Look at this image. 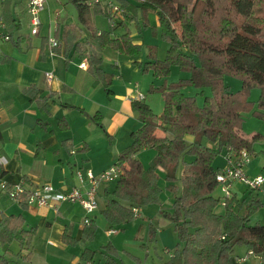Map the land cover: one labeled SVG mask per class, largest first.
Here are the masks:
<instances>
[{"label":"trees","instance_id":"trees-1","mask_svg":"<svg viewBox=\"0 0 264 264\" xmlns=\"http://www.w3.org/2000/svg\"><path fill=\"white\" fill-rule=\"evenodd\" d=\"M69 1L76 7L77 25L64 28V51L74 46L77 56L86 59L87 70L109 93L112 75L100 68L102 58L97 49L108 47L138 56L142 45L136 44L128 32L119 37H113L112 30L97 34L92 18L97 14L109 16L105 4ZM116 1L124 10L123 20L133 22L139 31L149 27L148 14H155L160 39L168 45L164 59L157 57L154 46L149 47L145 62L137 63L141 72L161 78L169 76L171 67H176L188 76L175 82L165 81L158 87L150 86L149 93L159 92L164 98L159 116L144 101H133L141 126L114 164L122 170L120 177L111 183L112 187L105 185L106 203L100 213L109 226L108 231L139 218L140 208L160 205L163 181L172 200L168 209L160 213L171 223L177 243L162 264H233L238 246L246 248L245 257H258L257 264H264V224L250 222L262 207L254 195L256 191L245 187L243 194L248 192L250 196L247 201L245 196L239 198L233 191L224 205L221 197L214 195L220 168L215 160L229 150H246L250 154L253 143L260 138L258 134L251 137L243 134L242 113L256 107L253 114L264 119V0H132L137 5ZM127 9H131V17L127 16ZM117 26H121V20L110 28ZM78 31L87 36L84 45L78 42ZM226 75L241 79L239 91L231 92L225 85ZM187 87L200 90L197 94L204 96L202 104L198 103L197 94H185ZM253 88L260 90L256 104L249 100ZM204 89L210 94L206 95ZM24 92L49 113L51 97H37L40 90L36 86H29ZM92 120L103 128L98 116ZM187 136L193 138L191 142H187ZM145 148L155 151L147 167L136 158ZM219 205L222 212L217 210ZM20 207L27 208L24 204ZM134 209L138 210L137 216ZM85 219L88 222H83L79 240L65 227L64 244L74 246L79 241L94 239L95 220L90 215ZM24 224L20 214L0 217V245L6 247L5 251L17 245L14 256H20L36 233L35 227L25 229ZM150 234L153 235L152 230ZM95 255L85 248L80 260L95 264ZM100 256L99 264H123L111 243L102 246ZM10 263L17 264L1 253L0 264Z\"/></svg>","mask_w":264,"mask_h":264},{"label":"crops","instance_id":"crops-1","mask_svg":"<svg viewBox=\"0 0 264 264\" xmlns=\"http://www.w3.org/2000/svg\"><path fill=\"white\" fill-rule=\"evenodd\" d=\"M126 1L130 5H137L132 0ZM113 2L118 4L116 0ZM0 16L4 18L12 38L11 42L1 45L0 52V60H4L0 61V183L11 185L26 180L34 186L50 184L58 190H69L79 185L75 175L77 170L83 173L91 170L94 174H99L114 165L119 153L131 144L132 134L141 126L132 107L135 100L130 98H135L139 92L144 97L141 101L146 103L148 96L138 89L141 83L136 79L141 74L145 75L149 90L150 86H160L156 82H160L159 78H154L151 72H141L137 63L145 61L139 55L128 56L108 47L97 49L102 58L100 68L112 75L107 93L95 75L87 70L86 59L78 57L74 52V46L70 51H64V28L77 25L76 7L69 0L46 1L45 9L40 15L38 35L30 34L25 1L0 2ZM127 16L131 17V9H127ZM147 20L149 27L139 31L127 18L122 19L121 26L114 29L110 28L107 18L104 22L95 16L92 18L97 34L112 30V36L119 37L128 32L133 41L142 46L144 40L141 35L149 37L154 34L157 38L159 33L157 16L149 13ZM78 36V42L84 45L86 34L78 31ZM49 38L58 42L54 52L48 44ZM149 46L145 49L146 53ZM49 73L52 74L50 82L46 80ZM29 86L39 88L37 97H51L48 100L51 103L49 113L39 108L37 102L24 92ZM160 100L162 103L163 96ZM95 115L99 117L103 128L92 120ZM192 139L190 136L186 137L187 142ZM143 151L148 159L155 154L151 148ZM223 163L224 161L215 162V165L222 167ZM240 186L242 187L240 184L233 186L235 194ZM104 189L105 185L98 191V202L105 198ZM78 210L81 214H78ZM139 213V218L145 219L141 216V208ZM3 214H20L25 220L24 228L35 227L36 230L31 244L21 251L20 256L4 251L3 255L11 254L13 257L8 256L9 259L17 264L25 261L22 259L24 252L28 255L26 260H31L33 253L44 254L48 259L52 248L67 251L69 245L62 242L65 227L72 237L79 240L86 217L78 204L63 203L57 213L48 208L23 209L0 191V217ZM76 230L78 235L74 233ZM14 246L17 245H11L9 249L12 250ZM246 252L235 250L234 256L243 258ZM80 255L73 259V263L68 264H79ZM238 259L233 258V264H246L248 259L253 260L252 264L259 261L255 256H248L245 261ZM54 261L57 263L58 259ZM97 261L99 260L94 257L95 264L100 263Z\"/></svg>","mask_w":264,"mask_h":264},{"label":"rangeland","instance_id":"rangeland-1","mask_svg":"<svg viewBox=\"0 0 264 264\" xmlns=\"http://www.w3.org/2000/svg\"><path fill=\"white\" fill-rule=\"evenodd\" d=\"M94 17V16H93ZM101 22L106 21V18L103 15L97 14L95 15ZM108 21V20H107ZM133 25H135L132 22ZM159 30V29H158ZM142 40H144V46H142L141 54L139 58L145 61L144 53H146V47H155L157 52V57L159 59H164L166 54V47L168 45L160 39V34L158 33V37L156 38L153 35H141ZM154 44V45H153ZM156 45V46H155ZM144 74V73H143ZM139 79H136L137 82H140L139 90L144 93L147 98V104L149 105L150 109L153 113L159 114L160 111L163 109V102L161 103L160 97L162 96L159 92L148 93L147 90V81L145 80V75H140ZM143 76V77H142ZM188 75L179 71L176 67H171L170 74L167 77L159 78L157 83L163 84L165 81L166 83L175 82L180 78H186ZM224 83L227 85L231 92H237L241 89L242 83L241 79L226 75L224 77ZM204 93L209 95L210 92L208 89H204ZM200 90H196L193 87H187L184 89L186 95L194 96ZM203 95L197 94L196 98L199 104H202ZM260 97V90L257 88H253L249 93V100L253 101L255 104L259 100ZM254 110H257L256 107ZM254 110L243 112V123H242V132L246 136L251 137L253 134H258L260 138L256 139L253 143V152L250 153V161L245 169L246 174L249 178H255L258 175H262L264 177V119L253 114ZM144 151H140L137 154V159L141 161L144 167H147L151 162V156L148 159V156H144ZM216 163H221L222 155L219 156L216 160ZM161 186L163 188L162 191V201L160 205H148L141 208L142 215L144 216L140 218H134L133 221L126 223L115 229L114 232H108V224L104 217L100 213V209L104 208L106 203V199L103 198L99 200L98 206L99 210L96 211L94 215L91 217H95L96 221V232L95 238L89 242H80L78 245L74 246H67V251L59 250L58 248H52L49 250V258L44 254H36L33 253L31 260L27 259V254L24 252L22 253V259L25 260L23 262H18L19 264H68L73 261L75 257L79 258L81 251L84 248H88L93 250L96 253V259L100 256L102 246L106 245L107 243H111L117 250L119 254L118 261L123 264H159L161 261L167 259L170 255L169 253L173 252L176 243L177 237L173 232L171 223L159 213L162 209H167L169 207V203L172 200V195L166 189H164V183L161 181ZM241 187V186H240ZM246 190L245 187H241L238 190V197L241 198L245 196V201L249 199L248 192H243ZM1 191V190H0ZM214 195L221 196L220 190L218 188L215 189ZM256 196L262 203V207L258 209L251 217L250 222L251 224L259 223L264 224V183L260 187L258 191L255 192ZM9 199V198H8ZM10 200V199H9ZM11 201V200H10ZM161 206V207H160ZM162 208V209H161ZM218 211L222 212L223 207L220 205L217 208ZM81 214L78 210V214ZM152 226H150V223ZM152 228V229H151ZM150 230L153 231V235L150 234ZM75 235H78V231L76 230ZM6 247L1 248V253L4 254ZM13 250V251H12ZM6 249L7 252H13L15 254L18 251V247L14 246L13 249ZM237 252L245 253L247 250L244 246H238L235 248ZM5 253V254H6ZM21 255V253H20ZM75 255V256H74ZM78 255V256H77ZM8 256H12L8 253ZM13 257V256H12ZM10 258V257H8ZM55 259H58L57 263H55ZM235 259V256H234ZM54 261V262H53ZM80 262V261H79ZM253 260L248 259L246 264H252ZM73 263V262H72ZM81 263V262H80ZM13 264V263H10Z\"/></svg>","mask_w":264,"mask_h":264},{"label":"built area","instance_id":"built-area-1","mask_svg":"<svg viewBox=\"0 0 264 264\" xmlns=\"http://www.w3.org/2000/svg\"><path fill=\"white\" fill-rule=\"evenodd\" d=\"M9 0H0L6 2ZM25 1L26 11L29 15V29L31 35H38L39 26L41 24L40 15L45 9L47 0H15ZM104 3L107 6V17L109 26H113L117 21L123 19L124 10L113 0H89L90 4ZM11 35L4 18L0 16V52L1 45L11 42ZM48 44L51 48L58 47V42L54 38L48 39ZM84 65V63H83ZM52 74L46 75V80L50 82ZM143 95L137 92L135 98L131 100L141 101ZM223 166L220 167L216 173L217 188L220 190L222 205L224 201L232 196L233 186L240 184L250 190L258 191L264 183V177L258 175L255 178H249L246 174V167L250 161V154L246 150L235 152L233 150L227 151L223 155ZM2 162H0V165ZM122 170L117 165H112L108 169L99 174H94L91 170L83 173L77 170L75 175L79 182L78 186H73L69 190H58L50 184L32 185L27 184L23 180L8 185L4 182L0 183V190L15 204H24L27 208H48L57 213L59 206L63 203L78 204L86 215L92 214L98 209V191L103 185H109L115 182L121 175ZM136 209L133 212L137 216ZM87 223V219H84ZM114 232L110 230L108 232ZM0 245V254H1ZM247 257L239 258V261H245Z\"/></svg>","mask_w":264,"mask_h":264}]
</instances>
